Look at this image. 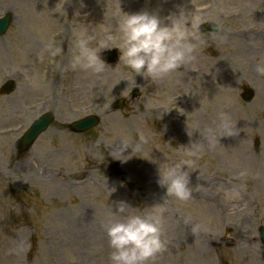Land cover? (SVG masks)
Returning <instances> with one entry per match:
<instances>
[{
	"label": "rangeland",
	"instance_id": "obj_1",
	"mask_svg": "<svg viewBox=\"0 0 264 264\" xmlns=\"http://www.w3.org/2000/svg\"><path fill=\"white\" fill-rule=\"evenodd\" d=\"M115 2L0 0V17L12 15L0 35V264H110L105 214L121 198L140 208L164 205L168 245L151 264H264V76L255 71L264 63V0H121L124 11L162 15L182 6L189 19L219 29L200 30L196 59L159 82L136 75L133 87L121 80L112 88L132 72L119 58L103 75L72 77L76 31L94 41L118 37ZM11 77L17 88L3 94ZM248 86L251 101L242 97ZM49 110L51 126L20 150L24 131ZM221 110L237 120L238 136L211 146L196 131L189 136L193 125L214 126ZM87 114H98L99 124L72 131ZM121 135L138 146L123 163L107 146ZM189 144L201 149L192 198L182 202L164 194L157 163L144 156L165 160Z\"/></svg>",
	"mask_w": 264,
	"mask_h": 264
},
{
	"label": "clouds",
	"instance_id": "obj_2",
	"mask_svg": "<svg viewBox=\"0 0 264 264\" xmlns=\"http://www.w3.org/2000/svg\"><path fill=\"white\" fill-rule=\"evenodd\" d=\"M83 2L84 0H80L81 6ZM111 14L117 18L118 37L94 41L85 29L75 32L73 68L103 75L109 64L102 52L116 47L119 49L120 62L132 72L115 77L112 88L121 80H127L133 87L137 83L136 75L142 76L146 81L159 82L196 59L198 44L201 43V18L196 16L189 19L184 7L181 6L178 12L162 15L159 9L124 11L121 0H116ZM255 71L264 76V63H257ZM161 116L162 112L156 117ZM194 131L202 135L209 146L221 137H236L240 133L237 120L225 110L217 113V123L212 127L201 131L200 125L196 124L193 125L192 132L187 128L190 137ZM146 139L141 132L140 141L146 142ZM107 146H111V155L122 163L138 150V146L134 148L130 139L123 135ZM129 147L131 152L126 151ZM200 149L199 144H189L176 157L165 160H158L151 154L144 156L157 163V183L164 188V194L182 202L192 198L190 173L195 170ZM130 153L132 154L129 155ZM112 191L115 188L110 192ZM164 210V205L158 201L146 204L144 208L134 206L122 198L112 201L104 221L111 249L110 264H151L168 245V239L164 235ZM199 228V223L193 224L192 233L195 234Z\"/></svg>",
	"mask_w": 264,
	"mask_h": 264
},
{
	"label": "water",
	"instance_id": "obj_3",
	"mask_svg": "<svg viewBox=\"0 0 264 264\" xmlns=\"http://www.w3.org/2000/svg\"><path fill=\"white\" fill-rule=\"evenodd\" d=\"M11 19V14H7L3 18H0V34L4 33L7 29L9 21ZM109 55L108 60L114 61L116 59V55L114 51H108ZM247 97H250V91L246 92ZM51 120V116L49 114L44 115L38 121H36L32 127L27 131L25 137L23 138L24 146H28L32 143V141L37 137V135L44 130ZM98 122V118L95 116H88L78 122L74 123L73 127L77 130H84L90 126H93ZM264 235V233H263Z\"/></svg>",
	"mask_w": 264,
	"mask_h": 264
},
{
	"label": "bare ground",
	"instance_id": "obj_4",
	"mask_svg": "<svg viewBox=\"0 0 264 264\" xmlns=\"http://www.w3.org/2000/svg\"><path fill=\"white\" fill-rule=\"evenodd\" d=\"M57 37H60V38H63V40L61 41V42H63L64 41V37H63V34L61 33V34H57L56 35ZM56 37V38H57ZM67 39H68V41H70L71 40V34L70 35H68L67 34ZM70 55H72L73 56V49L70 51ZM70 72H71V76L72 77H74V76H76L77 74H79V73H82V72H84V70H82V69H79V68H73L72 67V59H70ZM73 86H71V88H72ZM247 246V245H246Z\"/></svg>",
	"mask_w": 264,
	"mask_h": 264
}]
</instances>
